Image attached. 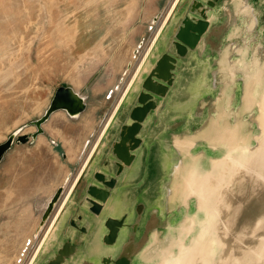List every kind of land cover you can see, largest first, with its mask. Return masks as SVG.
I'll return each mask as SVG.
<instances>
[{
	"label": "rangeland",
	"instance_id": "rangeland-1",
	"mask_svg": "<svg viewBox=\"0 0 264 264\" xmlns=\"http://www.w3.org/2000/svg\"><path fill=\"white\" fill-rule=\"evenodd\" d=\"M172 2L0 0V145L7 142L13 133L18 132L20 136L38 132L33 122L41 118L60 86H72L79 93L80 90L89 93L88 109L79 118H70L67 111H55L37 137L30 135L25 141H18L17 136L0 162V264H27L30 260L42 236L40 233L36 237L35 230L44 206L53 192L63 185L68 173V176L73 174L71 181L77 175L125 88L126 80H130L156 32L158 25L153 28L152 19L153 22L158 19L160 23ZM216 28L217 34L214 30V38L210 37L207 45L199 51L205 52L207 57L218 58L228 48L232 57L237 59L238 66L241 64L244 69L246 58L253 57L259 47L255 43L258 39L247 30L244 13L223 14L215 24ZM140 42L143 45L135 54ZM131 62L133 67H129ZM209 62L215 63L212 60L196 61L180 70L177 88L170 98L172 103L184 101L187 97L189 102L208 100L222 93L220 88L211 86V76L206 73ZM243 69L238 71L231 91H225L238 106L245 102L247 95ZM119 82L121 89L113 91ZM251 103L252 107L245 111L244 116L251 120L255 135L260 133V126L264 133L262 111L256 103ZM244 122L251 134L252 129ZM262 141L258 145L255 139L252 140V147L250 140L244 145L228 143L227 155L231 153L236 159H254L256 154L261 155L264 151ZM171 150V163L175 164L179 157ZM190 151L197 154L192 159L198 158L196 163L199 166L208 168L214 159L222 158L228 150L226 144L216 148L204 141ZM227 155L215 162L222 167L227 162ZM240 170L241 167H235V174H230L234 179L227 183L228 190L236 191V201L240 197L252 196L254 183L252 180L235 179L236 172ZM214 179L206 181L197 193H190L186 202L178 203L171 210L168 209V183L163 185L158 195V210L164 215L171 214L172 220L160 221L154 229L163 235V240L170 233L168 238L174 234L177 241L183 236L188 245L198 244L193 264H223L229 251V241L219 234L222 221L228 215L219 198L224 199L225 193L226 199L227 191L223 188L220 193L216 192L223 186L213 187L216 185ZM148 184L147 196L152 199L154 187L151 181ZM177 191L184 193L181 188ZM250 207L251 204H246L245 218L236 223L235 230L239 234L244 230L255 232L249 236L248 243L257 245L264 235L261 225L264 204L253 214ZM148 226L147 223L144 233ZM149 239L152 236L144 246V251L150 250L148 258L144 257L143 251L131 252V255L138 256L136 264H161V261L162 264H181L180 258L191 254L194 247L185 248L181 241L178 253L168 251L177 249L175 244L174 247L162 244L157 251ZM203 250L207 258L202 256ZM164 253L170 255L161 260ZM248 264H264V244L261 258Z\"/></svg>",
	"mask_w": 264,
	"mask_h": 264
},
{
	"label": "water",
	"instance_id": "water-1",
	"mask_svg": "<svg viewBox=\"0 0 264 264\" xmlns=\"http://www.w3.org/2000/svg\"><path fill=\"white\" fill-rule=\"evenodd\" d=\"M232 12L244 13L247 30L253 38L258 39L255 43L259 47L253 57L246 58L244 69L241 64L238 66L237 59L232 57L228 48L218 58L207 57L205 52L199 51L214 38V30L217 34V20L223 14L230 16ZM142 45L143 42H140L135 54ZM146 59L126 87L122 102L112 113L109 126L64 204L54 230L31 264H136L138 256L131 255V252L143 251L144 257L148 258L150 250L144 251V246L150 236L152 239L149 240L156 246V250L162 244L170 247L175 244L178 248H170L168 251L178 253L181 241L185 248L193 247L195 244L188 245L183 236L177 241L174 234L172 238H168L169 233L163 240V235L157 234L156 228L154 229L158 222L172 220L171 214L166 216L157 208L158 195L162 192L163 185L168 183V209L186 202L190 193H193L189 189H186L184 199H179L170 206V186L173 184L174 174L181 163L187 167L185 174L190 166L202 174L213 168L215 160L224 159L229 152V142L225 140L215 145L209 137L219 136L223 126L236 129L237 122L246 121L252 129L250 147L253 145L252 140L255 139L259 145L264 139L258 116L256 119L261 131L257 135L254 134L251 120L244 116L245 111L252 107L253 97L249 100L246 95L245 102L238 106L225 94V91H231L238 71L243 69L246 76L245 93L258 94L260 90L263 95L264 77L261 82L259 80L260 69H264V0H179ZM204 60L215 61L214 64L209 62L206 73L211 76V86L220 88L222 93L217 98L208 100L196 99L189 102L187 97L184 101L172 103L170 98L177 88L180 70ZM258 97L259 95L253 102L259 109L256 102ZM85 109L86 102L80 93L72 86H60L46 113L33 122L38 126V132L20 136L18 132L11 134L7 142L0 145V162L17 136L18 141H25L30 135L35 137L43 132L41 124L54 111L64 110L71 116H78ZM222 131L223 134L230 132L228 129ZM177 141H183V146L180 147ZM204 141L216 148L226 144L228 150L222 158L214 159L208 168L199 166L196 163L198 158L192 159L197 154L190 151ZM171 148L179 157L175 164L171 163ZM234 151L237 152L235 149ZM153 159L160 167V174L155 179L151 200L147 197V192ZM261 160L262 156L256 154L251 161V168L264 171L259 163ZM251 173L252 175L243 173V170L237 171L235 179L245 182L252 180V196L243 197L244 199L240 197L236 201L235 193L228 190L230 187L227 183L220 191H216L220 193L223 188L227 191L226 199L225 193L224 199L219 198L228 214L219 228V234L229 241V251L223 264H248L253 259L261 258L264 235L259 244L251 245L248 238L255 235V232L244 230L239 234L235 230L236 223L245 218L246 204H251V214L264 204V179L254 171ZM64 194L65 189L60 186L53 200L59 202ZM254 196L257 198L252 199ZM50 204L54 207L55 203L52 201ZM147 223L149 229L144 233ZM261 225L264 227V221ZM165 253L161 260L167 255ZM237 254L240 256L237 257ZM203 255L207 256L205 250L202 251Z\"/></svg>",
	"mask_w": 264,
	"mask_h": 264
},
{
	"label": "bare ground",
	"instance_id": "bare-ground-1",
	"mask_svg": "<svg viewBox=\"0 0 264 264\" xmlns=\"http://www.w3.org/2000/svg\"><path fill=\"white\" fill-rule=\"evenodd\" d=\"M178 1L179 0H173L172 4L170 5V7L167 10L166 14L163 16V18H162V20H161L160 23H159L158 19L156 21H154V22H153V19H152L151 26L154 28V27H156L158 25V27L156 29V32H155L154 36H153V40L151 41L150 44H148V46L146 47L145 52L143 53L140 61L137 63V66H136V69H135L134 73L136 72L137 68L139 66L142 67L143 64L145 63V61L147 60L146 58H147V55L149 54V52L151 50L152 45L154 44V42L157 40L158 36L160 35V33L162 32V30L164 29L165 24H166L167 20L169 19V17L171 16L172 12L174 11V9H175ZM131 64H132L131 66L133 67V62H131ZM134 73L131 76V78H130L129 81H131L132 77L134 76ZM260 77L261 78H260L259 81L261 82V80L264 77V69H262V70L260 69ZM129 81L127 82L126 86L128 85V83H130ZM120 85H121L120 82L117 83V84H115L114 87H113V91H115L116 88L118 89L119 87L121 89V86ZM126 86L122 90V93H121L119 99L117 100L114 108H116L117 106H119L120 103L122 102V100L124 98V97L122 98V96L124 94V91L126 89ZM257 95H259V97H258V100L256 102L259 104V108L262 111V115H263L262 116L263 117L262 126H264V90H263V95H262V92L260 90H258V94H256V93H248L247 94L248 99L251 98V96L253 97V101L256 100L255 97ZM248 99H247V101H248ZM247 104L249 105V101H248ZM49 105H48V107L45 109L44 113L40 117H42L46 113L47 109L49 108ZM53 114H54V112L52 114H50V117L48 118V120L52 117ZM48 120H46L44 123L41 124V127L43 129H44V124L47 123ZM110 121H111V118H110V120H108V121L105 122V124L103 125V127H102V129H101V131H100V133H99L96 141L92 145V148L93 147L94 148L93 149L91 148L90 151H89V153H88V155L85 157V159H84L85 161H83V164H82V167L83 168L78 172V174L76 176L77 180H74L73 183L70 182V184L68 185V188H67V186L62 185L64 187V189H65V195H64L63 199L58 202V201L53 200V198H54V196H53V197H51L47 201L46 205L44 206L43 215L45 214L46 210H47V212L45 214L46 216L45 217H42V220H41L40 226H39L40 227L39 231L41 229H43L46 224L47 225H46V227L44 229L43 236H41V238H40L39 244H38V246L36 248L37 250L35 249L34 253L32 254V256H31V258H30V260L28 261L27 264H31V262L33 261V259L36 257V255H37L38 250L40 249V247H42V245L46 242L48 236L54 230V228L56 226V221H57L58 216L60 215V213H61V211H62V209L64 207V204L67 202V200H68V198L70 196V193L74 190V188L76 186V183L78 182V179H79L82 171L84 170V168H85L87 162L89 161V159H91V157H92L91 155H93V152L95 151L96 147L99 144L100 139L102 138L104 132L106 131L107 127L109 126ZM35 126L37 127L36 128V130H37L38 129V126L37 125H35ZM224 129H228L230 132L228 134H223V131L222 130H224ZM222 130H221V134L219 136H209L211 138V140L215 143V145H217L218 143H222L225 140H227L230 144L244 145V144L248 143L249 140H250L251 134L247 130V126H246L245 122H243V121L237 122L236 129H233L230 126H227V127H224L223 126L222 127ZM263 141H264V139H263ZM263 141H262V143H263ZM177 143H178V145L180 147L183 146V141H177ZM263 149H264V147H263ZM89 154H90V156H89ZM261 155H262V160L259 163L264 167V163H263V161H264V151H263V153ZM88 156H89V158H88ZM245 159H236L231 153H229L227 155V162L224 163V165L222 167H221V164L220 163L215 162L214 167L212 169L205 170L202 174L201 173L198 174L199 171L196 168L192 167V166L188 167V172L185 174V171L184 170H185V168L187 169V167L185 165H183V163H181L180 166H178V168H177V172L174 174L175 175V178L173 180V184L170 186V192H171V194H170V201H169L170 202V206H173L175 204V202H177V200L184 199L186 189H191V192L197 193L200 190V188L202 187V185L206 181H208V180L211 181L212 179L215 178L214 179V183L216 185H213V187H215V188L224 186L225 183H228L230 181H233L234 177H232L231 175L234 172L233 169L235 167H241L242 170H243V173H247V174H251V175H252L251 172L254 171V173H256L257 175H259L260 177H262L264 179V171L262 169L260 171H257L254 168H251V161L253 159H249V160H245ZM229 160H231V163L229 162ZM234 165H235V167H234ZM219 167H220V169H219ZM216 172H219L220 174L217 175ZM234 174H235V172H234ZM177 188H181L182 191H184V193L178 192L177 191ZM210 190H211V188H210ZM215 191H217V190H215ZM244 191H240V192H244ZM234 192L236 193V191H234ZM252 192H253V190H252ZM230 196L232 198V194L229 195V199H231ZM149 199H151V198H149ZM52 201L55 203L54 204V207L52 206V204H50ZM49 204H50V208H49ZM49 213H50V215H49ZM47 227H48V229H47ZM198 250H199L198 249V246L197 245L194 246L192 248V251H191L192 253L191 254H185L183 256V259H182V257L180 258L181 259V264H193V262L197 258L196 252H198ZM171 252L172 251H169V253H171ZM180 252H181V254L184 253V251L182 250V247H181V251ZM169 255L164 256L165 259Z\"/></svg>",
	"mask_w": 264,
	"mask_h": 264
},
{
	"label": "crops",
	"instance_id": "crops-1",
	"mask_svg": "<svg viewBox=\"0 0 264 264\" xmlns=\"http://www.w3.org/2000/svg\"><path fill=\"white\" fill-rule=\"evenodd\" d=\"M153 40V37H152V39L150 40V43H151V41ZM149 43V44H150ZM130 78V77H129ZM128 78V79H129ZM127 81L128 80H126V83H127ZM130 82V81H129ZM125 83V84H126ZM129 84V83H128ZM128 86V85H127ZM126 86V87H127ZM74 89H75V87H73ZM80 93L85 97V102H86V109L84 110V111H82L78 116H71V115H69L68 113V116L70 117V118H73V119H77V118H79L87 109H88V100H89V93H87V92H85V91H81L80 90ZM118 104V103H117ZM115 107V106H114ZM113 107V109H112V111L109 113V115H108V117H107V119L105 120V121H108L109 119H110V117L112 116V113H113V111H114V108ZM62 111H64V110H62ZM55 112V111H54ZM105 124V123H104ZM36 126H35V130H36ZM43 135V134H42ZM37 137V136H36ZM96 144V143H95ZM94 148V147H93ZM92 148V149H93ZM92 152V151H91ZM88 155V154H87ZM89 156H90V154H89ZM89 156H88V158H89ZM92 156V155H91ZM90 160V159H89ZM85 161V160H84ZM89 162V161H88ZM88 162H87V164H88ZM156 161L153 159V164H152V168H151V170H150V174H151V176H150V178H149V181L148 182H150L151 181V183H152V187H153V183L155 182V179L157 178V176L160 174V167L158 166V164L157 163H155ZM83 164V163H82ZM86 164V165H87ZM83 167L81 166V168H80V170L82 169ZM79 170V171H80ZM78 171V172H79ZM69 174V173H68ZM68 174L66 175V177H65V179H64V183H63V185H65V186H67L68 187V185L70 184V182H72L73 183V181L74 180H77V178H76V176L74 177V179L71 181V178H72V176H73V174H70V176H68ZM78 174V173H77ZM67 184V185H66ZM57 191V190H56ZM56 191H54L53 192V194L51 195V197H53L54 196V194L56 193ZM72 193V192H71ZM70 193V194H71ZM50 197V198H51ZM49 198V199H50ZM60 207V206H59ZM44 211V210H43ZM42 217H43V212H42V214H41V218H40V220H39V223H38V225H37V228H36V230H35V235H36V237L37 236H39L40 235V233H42V236H43V234H44V229H45V227H46V225H45V227L43 228V229H41L40 231H39V229H40V222H41V220H42ZM47 229H48V227H47ZM49 237V236H48Z\"/></svg>",
	"mask_w": 264,
	"mask_h": 264
},
{
	"label": "flooded vegetation",
	"instance_id": "flooded-vegetation-1",
	"mask_svg": "<svg viewBox=\"0 0 264 264\" xmlns=\"http://www.w3.org/2000/svg\"><path fill=\"white\" fill-rule=\"evenodd\" d=\"M70 187V186H69ZM68 188V187H67ZM65 195V194H64ZM37 248V247H36ZM37 250V249H36Z\"/></svg>",
	"mask_w": 264,
	"mask_h": 264
}]
</instances>
